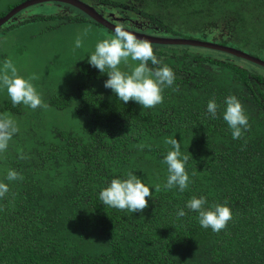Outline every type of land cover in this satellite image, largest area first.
I'll return each instance as SVG.
<instances>
[{"label":"trees","instance_id":"obj_1","mask_svg":"<svg viewBox=\"0 0 264 264\" xmlns=\"http://www.w3.org/2000/svg\"><path fill=\"white\" fill-rule=\"evenodd\" d=\"M21 1L0 0V17ZM82 1L134 33L210 40L264 61V0ZM75 32L89 46L115 34L56 0L33 3L0 25V71L11 60L23 78L35 74L31 82L47 105L14 107L0 87V118L19 128L0 153V182L9 186L0 198V264H264V67L206 47L150 43L175 81L163 88L162 103L143 108L104 87L107 74L88 63L94 51L76 56L54 42ZM229 95L250 126L235 140L223 119ZM209 100L218 105L215 119ZM169 138L180 142L181 159L189 156L184 191L163 187ZM9 169L23 179L8 181ZM129 172L152 190L142 213L98 198ZM193 196L206 197V208L227 205L226 228L201 227L185 207ZM180 208L186 215L178 218Z\"/></svg>","mask_w":264,"mask_h":264},{"label":"clouds","instance_id":"obj_2","mask_svg":"<svg viewBox=\"0 0 264 264\" xmlns=\"http://www.w3.org/2000/svg\"><path fill=\"white\" fill-rule=\"evenodd\" d=\"M114 33V36L98 41L94 52L88 56V63L92 67L98 69L101 74H107L108 79L104 82V87L111 89L124 104L134 101L143 108H153L162 103L163 88L171 87L175 81L173 70L158 59L149 42L138 39L122 25H116ZM81 46L82 39L78 36L75 48ZM122 64L130 71L121 70ZM36 79L38 77L35 74L27 79L20 76L11 60H6L3 70L0 71V87L6 89L14 107L21 104L32 109L47 107L31 82ZM225 105L223 119L231 130L232 138L240 139L243 131L250 127L243 105L235 95L227 96ZM217 109L215 100H209L207 115L213 119L217 118ZM18 131L19 128L12 119L0 118V153L8 149L9 142ZM165 142L172 146V150L167 152L163 160L168 170L163 187L168 190L178 186L180 191H184L189 185V175L185 170L189 156L184 155L181 159V145L176 138H169ZM20 158L26 157L21 154ZM6 179L14 181L23 177L16 170L9 169ZM160 190L161 185H156L155 191ZM8 193V184L0 182V198H4ZM149 197H152V190L132 172H129L125 179L113 178L98 194L103 205L133 213H142L148 207L149 201L146 198ZM206 204V197L193 196L187 201L185 207L198 214L197 218L201 227L211 228L218 233L226 228L227 223L232 219V212L227 205L216 204L206 208ZM176 215L178 218L184 217L186 215L184 208H180Z\"/></svg>","mask_w":264,"mask_h":264},{"label":"water","instance_id":"obj_3","mask_svg":"<svg viewBox=\"0 0 264 264\" xmlns=\"http://www.w3.org/2000/svg\"><path fill=\"white\" fill-rule=\"evenodd\" d=\"M38 1H44V0H23L15 4L2 17H0V25L3 22H5L8 18H10V16L13 15L15 12H17L18 10L23 9ZM56 1L70 4L77 10L84 13L94 22L100 24L101 26L105 28L111 29L114 32L115 26L111 24L108 20L104 19L100 13L96 12L91 5L85 2H82L80 0H56ZM127 31L133 33L138 39L145 40L149 43L187 44L190 46L206 47V48L228 53L235 57L251 61L254 64L264 67V61L261 60L260 58L252 56L248 54L247 52L237 49L235 47L228 46V45H222V44L210 41V40H203V39H197V38H179V37H170V36L162 37V36H154V35H149V34H140V33L138 34V33H134L131 30H127Z\"/></svg>","mask_w":264,"mask_h":264},{"label":"rangeland","instance_id":"obj_4","mask_svg":"<svg viewBox=\"0 0 264 264\" xmlns=\"http://www.w3.org/2000/svg\"><path fill=\"white\" fill-rule=\"evenodd\" d=\"M74 28H76V27H74ZM74 28H72V29H74ZM90 29L94 33V26H91ZM63 33H65V32H63ZM63 33H61L57 39H54V42L61 48V50L66 51V52H68V51L74 52V54L76 56H80L84 50L90 49V50L94 51L95 45L97 44L98 41H100L99 39L94 38V45L89 46V43L91 40L85 36H82L80 33H78V32H75L73 34H63ZM78 36H80L82 39V46L80 48H75V41H76V38ZM239 48L241 49L242 47H239ZM27 61H30V60H27ZM121 67L124 68L125 65L122 64Z\"/></svg>","mask_w":264,"mask_h":264},{"label":"flooded vegetation","instance_id":"obj_5","mask_svg":"<svg viewBox=\"0 0 264 264\" xmlns=\"http://www.w3.org/2000/svg\"><path fill=\"white\" fill-rule=\"evenodd\" d=\"M140 34H146V33H142L141 31L139 32ZM249 54V53H248Z\"/></svg>","mask_w":264,"mask_h":264}]
</instances>
